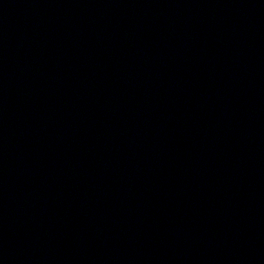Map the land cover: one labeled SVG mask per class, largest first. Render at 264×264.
Listing matches in <instances>:
<instances>
[{
  "label": "water",
  "instance_id": "95a60500",
  "mask_svg": "<svg viewBox=\"0 0 264 264\" xmlns=\"http://www.w3.org/2000/svg\"><path fill=\"white\" fill-rule=\"evenodd\" d=\"M0 264H264V0H0Z\"/></svg>",
  "mask_w": 264,
  "mask_h": 264
}]
</instances>
